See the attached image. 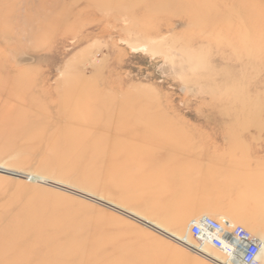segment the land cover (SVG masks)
I'll use <instances>...</instances> for the list:
<instances>
[{"label": "rangeland", "instance_id": "1", "mask_svg": "<svg viewBox=\"0 0 264 264\" xmlns=\"http://www.w3.org/2000/svg\"><path fill=\"white\" fill-rule=\"evenodd\" d=\"M196 207L264 264V0H0V224L49 238L29 260L224 264L176 244Z\"/></svg>", "mask_w": 264, "mask_h": 264}, {"label": "built area", "instance_id": "2", "mask_svg": "<svg viewBox=\"0 0 264 264\" xmlns=\"http://www.w3.org/2000/svg\"><path fill=\"white\" fill-rule=\"evenodd\" d=\"M176 244L197 256L208 247L224 257V264H260L261 240L225 218L200 216L190 220Z\"/></svg>", "mask_w": 264, "mask_h": 264}, {"label": "bare ground", "instance_id": "3", "mask_svg": "<svg viewBox=\"0 0 264 264\" xmlns=\"http://www.w3.org/2000/svg\"><path fill=\"white\" fill-rule=\"evenodd\" d=\"M107 104H109V105H107ZM107 104L103 105L102 102L94 104V103H91L90 101H87V102L85 101L82 103L84 108L89 107V106L90 107L91 106L92 107L97 106V107H99V110H102L104 108V111H106L108 113H111V112L117 113L120 115V117H122V115L127 113V108H126L127 106L125 107V104L123 102L112 105L108 101ZM117 122L119 123V121H117ZM123 128H124V125L121 124V125H118L116 130H117V132L120 133L121 130L123 131ZM1 172L5 173L6 171L2 169ZM36 178L34 180L35 182H40V184L42 183V184L47 185V181L42 180L43 178L41 179V177H38L37 180H36ZM85 182H87V181H85ZM51 186H53V187L56 186L59 188L62 187V186H60V184H57V183H55ZM70 191L73 192L72 190H69V192ZM75 193L78 196L80 195V196H83L85 198L88 197L87 194H79L77 192H74V194ZM13 222L10 221V222L0 224V264H33L32 261L29 260V258L31 256H33V254H35V251H33L32 248H28L27 246L30 247V245L33 244L34 242L46 241L49 238L46 235H44L42 233V231L38 230L37 228H35L33 226H30L29 224L23 223V225L21 227L13 229L12 228ZM58 243H59V241H57V243H56L57 247L55 250L54 249L53 250L52 249L51 250H43L44 252H42V255L40 257H45V259H49V260L51 259L52 262H55V261L59 262V261H65L66 259L71 260L75 256L74 250H72V247L70 245H67L64 248V250H60L59 245L61 243H59V244ZM46 257H48V258H46ZM32 258L35 259V261L40 260L38 254H36Z\"/></svg>", "mask_w": 264, "mask_h": 264}, {"label": "crops", "instance_id": "4", "mask_svg": "<svg viewBox=\"0 0 264 264\" xmlns=\"http://www.w3.org/2000/svg\"><path fill=\"white\" fill-rule=\"evenodd\" d=\"M215 208L212 207H196L191 211H185L183 215H200V216H210V215H218L220 212L215 211Z\"/></svg>", "mask_w": 264, "mask_h": 264}, {"label": "water", "instance_id": "5", "mask_svg": "<svg viewBox=\"0 0 264 264\" xmlns=\"http://www.w3.org/2000/svg\"><path fill=\"white\" fill-rule=\"evenodd\" d=\"M137 221V220H136Z\"/></svg>", "mask_w": 264, "mask_h": 264}]
</instances>
